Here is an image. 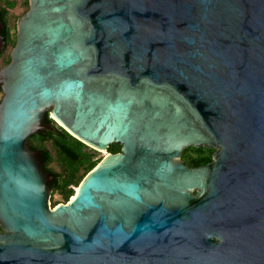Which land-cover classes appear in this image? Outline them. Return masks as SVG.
I'll list each match as a JSON object with an SVG mask.
<instances>
[{
  "label": "water",
  "instance_id": "obj_1",
  "mask_svg": "<svg viewBox=\"0 0 264 264\" xmlns=\"http://www.w3.org/2000/svg\"><path fill=\"white\" fill-rule=\"evenodd\" d=\"M28 4L0 67V264H264V0ZM47 113L121 145L54 206L28 145Z\"/></svg>",
  "mask_w": 264,
  "mask_h": 264
},
{
  "label": "trees",
  "instance_id": "obj_2",
  "mask_svg": "<svg viewBox=\"0 0 264 264\" xmlns=\"http://www.w3.org/2000/svg\"><path fill=\"white\" fill-rule=\"evenodd\" d=\"M25 1L29 7L28 0ZM14 4L13 0H0L1 34L6 43L4 50L9 45L13 46L16 40V33L11 34V27L8 22V9L13 7ZM2 55L1 53L0 58ZM9 60L10 56L6 58L5 63ZM46 120L51 129L30 136L29 146L39 151L45 171L52 174L53 180L50 184L52 194H58L62 199L61 201L53 200L51 196L52 205L54 206L60 202H67L70 197H73V187H78L84 176L100 162V159H94L93 155L85 150L86 145L56 124L48 113ZM47 143L49 146L46 145ZM120 149V144L113 143L109 146L108 152L114 153L120 151ZM214 151L213 148L191 146L183 150L182 157L189 164L199 166L212 161ZM54 162H56L57 169L51 167ZM81 169H84V173L79 174Z\"/></svg>",
  "mask_w": 264,
  "mask_h": 264
},
{
  "label": "rangeland",
  "instance_id": "obj_3",
  "mask_svg": "<svg viewBox=\"0 0 264 264\" xmlns=\"http://www.w3.org/2000/svg\"><path fill=\"white\" fill-rule=\"evenodd\" d=\"M15 2L14 6L9 8L8 9V22L10 24V27H11V34L14 35V33H16V21L17 19L23 15L28 7L27 5V2L25 0H13ZM12 46L9 45L7 47V49L5 50V53L1 56L0 58V66L4 65L5 64V60L6 58L9 56V53H10V50H11ZM2 97V93L0 91V98ZM58 124V123H56ZM59 125V124H58ZM47 146H49V144L47 143L46 144ZM85 150L90 152L92 155H93V158L94 159H102L108 151H105V150H96V149H93L91 148L90 146H87L85 147ZM51 167H54L57 169V165H56V162L52 163L51 164ZM84 173V169H81L79 174H82ZM73 190H74V195L76 193V190H77V186H74L73 187ZM52 198L53 200H58V201H61V196L58 195V194H52ZM71 199V197H70ZM50 201H51V204H52V200L50 198Z\"/></svg>",
  "mask_w": 264,
  "mask_h": 264
},
{
  "label": "flooded vegetation",
  "instance_id": "obj_4",
  "mask_svg": "<svg viewBox=\"0 0 264 264\" xmlns=\"http://www.w3.org/2000/svg\"><path fill=\"white\" fill-rule=\"evenodd\" d=\"M7 1H12V0H7ZM6 50V49H5ZM5 50L3 49V51L1 52L2 54H4L5 53ZM0 53V54H1ZM9 62V61H8ZM7 63V62H6ZM5 63V64H6ZM3 66V65H2ZM1 67V66H0ZM50 117V116H49ZM30 138V137H29ZM29 142H30V139H28V145H29ZM30 147V146H29ZM31 148V147H30ZM32 150H36V148H31ZM121 150V149H120ZM183 152H182V155H181V159L183 160V162L185 163V164H187L189 167H195L194 165H191V164H189L188 162H186L184 159H183ZM39 157H40V153H39ZM148 202H152V201H148ZM144 207V205H142V204H140L139 206H138V210H141L142 208ZM136 212V211H135Z\"/></svg>",
  "mask_w": 264,
  "mask_h": 264
},
{
  "label": "bare ground",
  "instance_id": "obj_5",
  "mask_svg": "<svg viewBox=\"0 0 264 264\" xmlns=\"http://www.w3.org/2000/svg\"><path fill=\"white\" fill-rule=\"evenodd\" d=\"M73 197H74V195H73ZM73 197H71V198L73 199Z\"/></svg>",
  "mask_w": 264,
  "mask_h": 264
}]
</instances>
